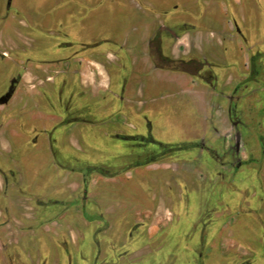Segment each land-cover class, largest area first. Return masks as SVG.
<instances>
[{"label":"rangeland","instance_id":"rangeland-1","mask_svg":"<svg viewBox=\"0 0 264 264\" xmlns=\"http://www.w3.org/2000/svg\"><path fill=\"white\" fill-rule=\"evenodd\" d=\"M83 1L59 4L94 10L92 26L114 30L135 5ZM191 1L167 0L162 11L176 6L177 16L213 31L231 23V51L215 67L231 72L219 77L231 78L230 156L226 139L213 138L211 117L194 112L183 92L197 90L190 85L144 93L138 112L121 119L173 148H138L115 139L125 135L118 129L88 131L77 121L59 126L53 66L34 64L67 53L53 50L60 38L47 33L59 8L54 0H0V95L18 79L0 106V264L5 249L23 251L27 264H264V0ZM24 54L21 77H9L11 59L19 64ZM143 152L158 161L135 165ZM88 166L110 176L90 174L84 189Z\"/></svg>","mask_w":264,"mask_h":264},{"label":"crops","instance_id":"crops-1","mask_svg":"<svg viewBox=\"0 0 264 264\" xmlns=\"http://www.w3.org/2000/svg\"><path fill=\"white\" fill-rule=\"evenodd\" d=\"M54 1V7L57 5L59 11L52 10L57 22L53 23L51 33L60 38V42L53 46V50L67 52L54 60L58 61L64 73L77 77L79 87L85 93L82 98L88 105L100 107L99 113H107V107H119L120 104L125 113L138 112L144 93L150 95L157 89L177 84L183 89L190 85L197 90L186 89L183 92L193 98L194 112L198 116L205 115V119L211 117L216 129L213 138L226 139L228 146L224 150L227 149L225 152L230 156L228 149L231 142L225 133H229L231 128V78L220 84L219 77H231V72L215 69L223 64L220 61L224 52L231 51L229 21L218 28L214 27L213 31L202 27L194 16H177L176 6L172 10L162 11L167 0H138L139 4L137 0H132L135 5H128L133 8L132 14L125 16L127 21L121 20L122 26L114 30L92 26L91 22L96 20L94 10H83V6L79 11L70 7L65 10L60 7L61 0ZM69 2L74 5L75 0ZM194 3L195 0H192L191 4L195 6ZM65 11L68 14L67 22L64 21ZM157 34L159 49L164 57L203 64L197 75L155 66L150 56V43ZM206 72L212 77L210 83L201 78ZM92 89L96 91L93 93ZM220 91L223 94L214 95V92ZM213 97L216 99L214 104ZM119 121L118 118L108 119L105 121L108 126L102 128L116 129Z\"/></svg>","mask_w":264,"mask_h":264},{"label":"flooded vegetation","instance_id":"flooded-vegetation-1","mask_svg":"<svg viewBox=\"0 0 264 264\" xmlns=\"http://www.w3.org/2000/svg\"><path fill=\"white\" fill-rule=\"evenodd\" d=\"M67 20H68V14L65 11L64 21L67 22ZM55 22H57V19H54L52 16V24ZM51 32H52V30L50 28L47 31V33L51 34ZM151 48L152 49L156 48L160 52L158 34L155 35L154 39L150 43V56H151ZM160 54H161V52H160ZM23 57L24 58H21L19 60V62H21L19 64L16 62V59H14V58L11 59V62L8 65H10V67L12 68L13 71L15 70V73L10 75L9 77H21L22 66H24V67L27 66L29 63L28 61H30L29 58H27L26 54H24ZM55 61L56 60L52 59L49 61L36 62L34 64H36V65L46 64V65L53 66V69L51 70V72H53V73L50 77H52V84L54 83V85L58 87V89H57V102L58 103L60 102V104L62 105V109H63L62 111L64 114L63 118L60 119V121H59L61 123V125H59V126L64 127L66 124L72 125V124L78 122V124L82 123L84 125L83 128L85 130H88V131L103 130V129H105V131H106L110 128H108V127L102 128L106 125L108 126V123H105V121L108 119L110 121L114 118H118V119H120V121H119V124L116 125V129L125 133V135H115V139H117L118 141H122V142H125L128 144H131L133 146L135 144L136 146H138V148H141L142 146H144L143 148L148 147V146L149 147L152 146L153 150H155L154 148L161 149V150H164L166 148H172L170 146L159 145L158 143H156L151 138L150 135L142 134L143 132H139L138 126H131V124H130V122H128V120H126L127 121L126 123L124 122V120H121L122 117L125 118V115H126V113L123 111L121 104L119 107H114V106L107 107L106 108L108 111L107 113H99L100 107H96L93 109L91 105H88L85 102L84 98H82V97L78 98V95H79L78 91H80V87H79V84L77 82V77H74L73 74L68 75L67 73H64L63 70H61L60 67L58 66V64H59L58 61H56V63H55ZM204 74H208V77H211L209 72H206ZM204 74H203V76H204ZM47 81H49V79ZM17 84H18V79H16V78L10 79L8 81V84L6 85L5 91L0 95V100L4 99V102L0 103V106H8V104L10 103V101L13 97V94L16 90L15 88L17 87ZM119 92L122 93V90L120 89ZM43 94H44V92L41 89L40 95H38V96L43 98L44 97ZM24 105L26 106V101L24 102ZM96 116L98 117V120L93 121L92 118L96 117ZM99 121H101V122H99ZM94 122H96V123L94 124ZM95 136H98V134L96 133ZM92 138H93V136L90 137V139H92ZM95 138H97V137H95ZM142 156L143 157L145 156V157L142 158ZM155 156H156L155 154H151V153H144V152L141 154L138 153L135 157V159H137L136 160L137 164H135V165L145 166V165H149L151 163H155L158 161L157 157H155ZM243 164L244 163L238 162L236 166L240 168ZM126 171H128V170H126ZM3 253H4L5 259H7V261H8L7 264H22V263L27 264L25 253L21 250H18V249L17 250H6L5 249V250H3ZM180 257L182 258V254L180 255ZM41 263H42V261H41Z\"/></svg>","mask_w":264,"mask_h":264},{"label":"trees","instance_id":"trees-1","mask_svg":"<svg viewBox=\"0 0 264 264\" xmlns=\"http://www.w3.org/2000/svg\"><path fill=\"white\" fill-rule=\"evenodd\" d=\"M151 58L153 59L154 64L158 68L162 69H168L172 71H179L184 72L190 75H197L198 71L200 70V64L197 62H194L192 60L189 61H181V60H173L167 57H163L158 49H152L151 48ZM256 57L252 58V62H254V59ZM173 148V147H172ZM177 150H180V148L176 147ZM175 149V150H176ZM182 149V148H181ZM173 150V149H172ZM129 168L125 169L128 170ZM90 174H98L103 177H109L110 175L106 174L102 168L98 167H86L84 170H82V185L84 189H86L87 186V177Z\"/></svg>","mask_w":264,"mask_h":264},{"label":"water","instance_id":"water-1","mask_svg":"<svg viewBox=\"0 0 264 264\" xmlns=\"http://www.w3.org/2000/svg\"><path fill=\"white\" fill-rule=\"evenodd\" d=\"M9 4V3H8ZM4 102V99L0 100V103Z\"/></svg>","mask_w":264,"mask_h":264}]
</instances>
